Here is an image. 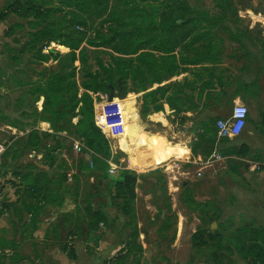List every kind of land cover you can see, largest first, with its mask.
Wrapping results in <instances>:
<instances>
[{
  "label": "rangeland",
  "instance_id": "374dc122",
  "mask_svg": "<svg viewBox=\"0 0 264 264\" xmlns=\"http://www.w3.org/2000/svg\"><path fill=\"white\" fill-rule=\"evenodd\" d=\"M11 1L26 3V0ZM186 1L196 11L207 14L216 22V26L208 25L203 32L209 36L205 43L207 48L213 44L218 50L215 67L211 63L186 66L183 69L186 73L174 79L175 82L187 86L188 96L169 98L173 92L165 97L158 96L161 112L155 113L154 104L151 102L148 116L145 118L144 96L151 90L141 92L139 89L143 82L141 77L136 80L129 79L125 86L121 84L126 98L120 100L116 94L112 105L109 102L111 93L94 95L97 126L109 139L113 155L122 156L125 166L135 171L139 178L138 198L131 218L120 213L121 203L109 188V181L101 178V174L98 173L97 165L92 158L94 152L77 139L76 126L79 118L75 116L79 110L71 113L58 124V129H55L42 115L45 100L40 98L34 102L30 94L32 87L29 86L36 83L25 84L19 90L14 86L0 85V144L9 147L0 179V239H16L20 235L27 239L26 243L17 247L20 258H36L34 253L43 251L46 244L35 239L33 244L30 240L33 230L28 206L38 208L44 204L42 201L44 196H51L60 190L61 200L56 203L59 208L52 204L45 205L47 207L40 217L52 221L46 230L48 234L50 232L52 239L61 240L62 246L68 244L71 249L74 248V240L69 241V233L79 235L85 240L88 223L91 220L86 211L90 209L91 212H104L108 218L105 226L95 230L94 241L102 239V236L107 234L114 239L118 237L124 248H128L138 226L140 236L137 242L144 248V253L141 256L138 254L140 264L242 262L241 255L236 254L229 240L238 229L246 226L255 227L250 226L255 219L248 215L246 195L251 187L249 182L264 173V170L260 169L264 166L255 165L258 157L264 162L262 151L253 149L245 157L240 158L229 156L227 153L229 149L242 148L241 132L233 137V142L224 141L217 147L215 135L210 136L212 141L215 140L213 145L206 139H200L202 132H193L191 136L182 126L187 124L188 120H193L195 115L202 120L198 129L204 122L217 127L219 121L229 120L235 106L230 105L236 90L235 83L242 85L250 83L253 88L242 100L250 112L244 125L247 123L251 127L259 125V129L254 130L263 131L264 125L261 126V123L264 122V0H225L223 4L229 5L227 13H223L222 7L216 4L218 0ZM13 2L11 3L14 4ZM64 10L49 12L48 18L41 21L40 26L38 25L40 21L32 17L22 19L20 24L25 26V31L20 33L18 30L15 36L21 37L24 34L22 40L27 41V34L35 35L62 19L69 11ZM100 25V21L95 22L90 28L93 30H90L89 35L94 36V30H98ZM106 28L105 26V32ZM77 30L82 31L81 28ZM5 42L13 46L14 37L0 36V60L5 57L11 66L14 62L12 58L6 54L1 57V53L6 51ZM50 47L51 51L44 53L58 55V58L47 63H36L37 65L30 67L31 74L25 72V77L30 75L37 84L43 85L51 72L55 71L71 74L81 87L82 83L88 80L87 73H97L102 78H107L102 66L105 69L113 68L114 60L118 58L111 49L95 50L83 45L82 51L76 52L74 60L70 49L55 43ZM180 53H177L178 57ZM26 54L27 57L31 55ZM193 54L189 52V55ZM27 57L23 59L28 62L26 65L31 63ZM18 64L22 62L19 61ZM181 65L182 63L180 68ZM211 73L223 78L225 84L229 86L228 99L208 112L191 110L192 92H198L199 87L209 79ZM147 80L148 84H151L156 80V76L148 72ZM118 87L119 84L115 87L116 92ZM158 87L157 84L153 86L156 89ZM162 114L167 117L169 123ZM253 120H258V123ZM160 122L164 128L159 126ZM169 125L173 132L169 130ZM146 126L151 128L147 127L143 132ZM33 131L48 135L41 140L37 151L28 146V137ZM146 133L159 134L164 139L144 145L146 153L134 152L127 156V149L131 151L135 149L139 135ZM173 133L181 135L183 140L178 139ZM263 134H256L254 137L258 138L254 141H260L261 145H264ZM108 136L122 142L123 147L120 150L114 149ZM181 142L187 143L186 147ZM169 143L186 149V153L181 156L183 158L176 157L167 163L164 161L163 155ZM77 144L81 146V151L76 149ZM195 144H201L197 152H193ZM217 148L219 151L223 150L221 153L225 154V159L204 170L202 177H198L197 171L200 166H196L194 162L200 158L206 161ZM146 158H149L148 162ZM114 165L118 172L120 167L116 163ZM108 174L112 176L109 171ZM35 187L45 189L41 198L38 197L39 193ZM262 188L257 187L253 194H258ZM57 227L59 232L55 233ZM217 231L222 234L223 250L219 249L220 240L214 237ZM41 232L38 233V237ZM68 241L73 244L70 245ZM198 242L201 243L197 244ZM10 248L12 249V246ZM0 258H3L2 253Z\"/></svg>",
  "mask_w": 264,
  "mask_h": 264
},
{
  "label": "trees",
  "instance_id": "16d2710c",
  "mask_svg": "<svg viewBox=\"0 0 264 264\" xmlns=\"http://www.w3.org/2000/svg\"><path fill=\"white\" fill-rule=\"evenodd\" d=\"M223 1L225 0H218L216 4L222 7L223 13H227L229 5H224ZM64 9L69 11L62 19L35 35L27 34V41L22 40L24 34L21 37L15 36L16 31L20 30V33L25 31L23 24L11 27L6 32V36L14 37V45H5L6 51L3 55L6 54L15 63H19L22 55L30 53L36 62L47 63L58 58V55L44 53L45 48L50 47L52 43L70 49L74 60H76V52L82 51L83 45L95 50L111 49L113 53L118 55V58L114 60L113 68L105 69L101 65L107 78H102L97 73H87L88 80L79 87L71 74L53 71L43 85L32 87L30 94L34 102L39 101L40 98L45 100L42 115L55 129L71 113L79 110L75 116L79 118L76 126L77 139L86 145L91 152H94L92 158L97 165L98 173L101 174V178L109 181V188L113 190L117 200L121 203L119 206L120 213L131 218L138 198L139 178L135 171L125 166V160L122 156L113 155L109 139L103 130L97 126L94 95L110 94L118 84L125 86L129 79L136 80L139 77L143 81L139 89L143 93L148 92L149 86L152 88L155 84L161 85L162 82L174 78L178 74L179 60L184 65H200L209 60V56H211V62L216 63L218 50L213 44L207 48L205 43L209 36L203 32L208 25L216 26V22L207 14L196 11L186 0H26V3L15 2L0 14V22L5 21L10 15H16L21 19L32 17L40 21L38 22L40 26V23L48 18L49 12L65 11ZM97 21H100V28L94 30V36H90V30H93L90 28ZM105 26L107 27L106 32L104 31ZM77 28H81L82 31L77 30ZM21 46H24L23 49L19 48ZM178 51H181L180 57H178ZM189 52L194 54L189 55ZM148 72L156 76V80L151 84H148ZM210 89L211 96L218 93L211 85ZM170 92H173L172 96L169 97L172 99L188 96L186 88L178 83L160 86L145 94L143 116L145 118L148 116L151 102L154 104L155 113L161 112L162 107L159 105L158 96L165 97ZM139 120L141 121L140 117ZM202 130L200 139H206L213 145L216 140L217 147L229 140L226 138L218 142L217 127L205 125ZM211 135H215V140H211ZM45 136L48 135L41 134L39 131L30 133L28 137L30 149L39 150L40 142L44 140ZM109 138L114 149L120 150L123 147V143L115 140L116 138L113 136ZM160 139H164V137L159 136V134H140L137 147L132 151L127 149V156L134 152L146 153L147 150L144 145ZM195 145L193 152H197L201 146V144ZM8 150L9 147L4 158ZM249 151V148L244 146L241 149H229L227 153L229 156L240 158L245 157ZM185 153L186 149L182 146L169 143L163 155L164 161L167 163ZM221 154L225 155L224 153ZM111 162L120 167L114 176L108 174ZM35 189L39 193L38 197L41 198L45 189L43 187H35ZM59 191L57 190L51 196H44L42 199L44 204L38 208L28 206L27 209L32 217L33 226H36L38 217L47 206L52 204L59 208V205H56L57 201L60 202L59 200H61ZM86 214L90 215L89 218L91 219L88 223V230H86L88 236L94 235L95 230L101 224L106 225L108 223V218L104 212H91L89 209ZM57 231L59 232V227L54 230L55 233ZM139 234V228L136 226L128 248L119 253L113 264H140L138 254L141 256L144 253V248L137 242ZM219 234L214 233V237L220 240L219 249L223 250L222 234ZM71 235L75 234L69 233V236ZM229 243L248 264H264V230L262 228L242 227L230 238ZM8 249H10V245L0 239V253L7 255L9 254ZM63 251L68 253L70 259H76L75 251L68 244L63 245ZM13 261L18 262L20 260L13 257Z\"/></svg>",
  "mask_w": 264,
  "mask_h": 264
},
{
  "label": "crops",
  "instance_id": "0c3cea01",
  "mask_svg": "<svg viewBox=\"0 0 264 264\" xmlns=\"http://www.w3.org/2000/svg\"><path fill=\"white\" fill-rule=\"evenodd\" d=\"M11 2L13 1L0 0V14H2L4 11H6L10 7V5H12ZM20 23H22V19L20 17L16 15L8 16V18L5 21L0 22V36L5 37L6 32L11 27L18 25ZM8 43L9 42H5L4 45ZM178 52H181V51H178ZM3 56H4L3 53H1V57ZM25 57H27V54L26 55L24 54L21 56L22 64L20 65L18 63L12 62V65L9 66V64L7 63L9 61L5 57L3 58L2 61L0 60V85H6V86L10 85L12 87L14 86L16 90L21 89V86L28 84V83H36V84H33L34 86H29V87H35V86L41 85V84H37V81L34 82L30 75H29L30 79H28L29 77H25V72L31 74L32 73L31 68L37 65L36 63H38L35 60H33L32 55H30V57H27V58H28V61H31V63L26 65V63L28 62L23 60L25 59ZM210 58L211 56H209V60L204 61L203 63H211V64H214L213 67H215L217 62L216 63L211 62ZM179 63H181L180 60H179ZM24 66H26L27 68H25ZM186 66H197V65L182 64L181 65L182 68L179 69L178 74L174 78L167 79L166 81L162 82L161 85L157 84V86L160 87V86H165V85L172 84V83H178L181 86L186 88L187 86L185 84H181L179 82L174 81L175 78L186 73L183 70ZM206 83L207 85H209L208 87ZM210 85L213 86L218 91L217 94H213L212 96L210 95V90H211ZM228 87L229 86L225 84V81L223 80V78H221L215 73H211L209 79L204 81L202 85L199 87L198 92L196 93L195 91L192 92L193 106L191 110H194V111L203 110L205 112H208V110L215 107L217 104H221L225 102L229 97V94L227 92ZM235 88L236 90L230 100V105L243 104L242 100H243L244 95H246V93H249L252 90L253 86L250 83H247L244 85L235 83ZM155 89L156 88H153V87L148 88V90H151V91ZM219 92H223V93H219ZM239 102H242V103H239ZM162 115L165 118L166 122L169 123L167 117L164 114ZM194 115L195 114H192V116ZM195 116L193 120H188L187 124H184L182 126L184 130L189 131L188 133L187 132L186 133L190 134L191 136H193L192 134H194L195 132H203L202 130L203 127L205 125H208L207 123L204 122L201 125V128L198 129L199 124L201 123L202 120ZM263 116H264V113H263ZM128 119H131V118H128ZM253 121H256V120H253ZM255 123H258V120ZM244 124L242 125V128H241L242 147L245 146L249 148V150L261 149L260 151H262V155L264 156V153H263L264 145L263 144L261 145L260 141H257V140L254 141V139L258 138V136L254 137L256 134L264 133L263 132L264 126L262 127L263 131L262 130L257 131V130H254V128H258L259 125H257V127H251L248 125V123L247 125H244ZM262 125H264V122L263 124L261 123V126ZM159 126L164 128L163 123L159 124ZM165 129L167 130V128ZM169 130L173 132L171 130L170 125H169ZM174 135L181 141L183 140L181 135H176V134ZM229 140L233 142V138ZM182 144L185 145L186 147L187 143L186 144L182 143ZM257 160L258 161L257 163H255V165L264 166V162L261 161L259 157ZM170 166L172 168V165L169 164V167ZM260 169L264 170V167ZM249 183L251 187L249 188L247 195H246V198H247L246 206L248 207L247 209H248L249 217H251V219H255V221L252 224H250V226L253 225L255 227H251V228H262L264 230V188H262V183H264V173L257 175V178L255 180H251ZM257 187H260L263 190L262 191L259 190L258 194L255 195L253 194L254 193L253 191H255ZM55 211L56 210H54V212ZM40 216L37 219L38 223H36V226H33L31 222V228L33 230V234L30 236V238H32L30 240H32L33 244H34V239L41 241V243H46L43 248V251H40V252L38 251L37 253H34L35 254L34 256H36V258H31V257L20 258L19 255L17 254L18 248L20 245L26 243L28 240L22 237L21 235L17 237L16 239H6L4 241L10 246H12V249L10 248L11 251L8 252L9 254L7 255L2 254L3 258L2 259L0 258V264H113V261L116 259L119 253L123 249H125L118 237L114 239V237H111L110 235L106 234L105 236H102V239H97L94 241V235L92 236L87 235L84 240L81 237H79V235L75 234V235L69 236V241L74 240V245H75L73 249L75 251L76 259L72 260L69 258L68 253L63 251V246H62L63 242L59 239H52L50 232L48 234L46 229L51 225L52 221L46 220L45 218L41 219ZM101 226H105V225L101 224ZM40 230H42V232ZM40 232L41 234L39 238L37 235H39L38 233ZM69 241L67 243H70V245H72L73 243L71 244V242ZM13 257H15L16 260H20V261L18 262L13 261ZM237 264H248V263L242 257V262L238 261Z\"/></svg>",
  "mask_w": 264,
  "mask_h": 264
},
{
  "label": "built area",
  "instance_id": "2783aa9c",
  "mask_svg": "<svg viewBox=\"0 0 264 264\" xmlns=\"http://www.w3.org/2000/svg\"><path fill=\"white\" fill-rule=\"evenodd\" d=\"M46 53L51 51V47H47L44 50ZM112 104V103H111ZM108 107V106H107ZM249 116V109L244 104H236L233 108L231 118L226 121H219L217 124L218 130V142L226 138H233L238 132H241L242 124H244ZM6 144H0V179L1 172L4 164V155L7 151ZM76 149L81 151V146L76 145ZM225 157L218 151V148L214 151V153L206 159V161L200 158L194 164L196 166H200L197 171V176L202 177L203 171L209 168H212L215 163L224 160ZM111 168L109 169V173L114 176L117 172V167L111 162ZM1 181V180H0Z\"/></svg>",
  "mask_w": 264,
  "mask_h": 264
},
{
  "label": "water",
  "instance_id": "95a60500",
  "mask_svg": "<svg viewBox=\"0 0 264 264\" xmlns=\"http://www.w3.org/2000/svg\"><path fill=\"white\" fill-rule=\"evenodd\" d=\"M116 94H117V97L120 100H124L126 98V96L123 93V88H122V85L121 84L119 85L117 92L115 91V89L112 90L111 95H110V98H109V102L110 103H113L114 102V99H115ZM217 234H219L218 231H217Z\"/></svg>",
  "mask_w": 264,
  "mask_h": 264
},
{
  "label": "bare ground",
  "instance_id": "6f19581e",
  "mask_svg": "<svg viewBox=\"0 0 264 264\" xmlns=\"http://www.w3.org/2000/svg\"><path fill=\"white\" fill-rule=\"evenodd\" d=\"M149 161V158H146V162H148Z\"/></svg>",
  "mask_w": 264,
  "mask_h": 264
}]
</instances>
